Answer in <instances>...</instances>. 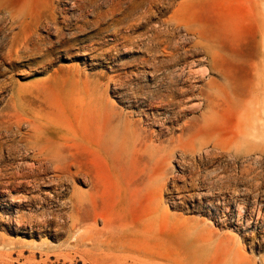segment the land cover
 <instances>
[{"label": "rangeland", "instance_id": "obj_1", "mask_svg": "<svg viewBox=\"0 0 264 264\" xmlns=\"http://www.w3.org/2000/svg\"><path fill=\"white\" fill-rule=\"evenodd\" d=\"M158 199L163 252L113 264H264V0H0V264H83L54 253L73 201L134 230Z\"/></svg>", "mask_w": 264, "mask_h": 264}, {"label": "bare ground", "instance_id": "obj_2", "mask_svg": "<svg viewBox=\"0 0 264 264\" xmlns=\"http://www.w3.org/2000/svg\"><path fill=\"white\" fill-rule=\"evenodd\" d=\"M30 36L31 34L24 35V38H23L24 44H27V42L30 39ZM181 93L183 92L181 91ZM199 94L202 98V101L201 100H200L201 102L198 101L199 102L198 106H202L203 104H205L206 106L209 107V106H212L214 103H217V100L220 97L221 93H219V91H200ZM188 98L189 97H187V99ZM155 101H159V99ZM174 102L175 101L173 100V98H168L166 103L174 104ZM182 107L184 108V106ZM20 118H23L24 120H26L30 124L33 134L37 135V141L32 142L31 147L37 150L36 153L38 154V156L41 155L44 158H51V159H54V161H59L60 159H63L66 156L64 152L60 150L59 145L61 144H59V142H60L61 135L58 132V130L47 129L45 126H41L39 123H37V121L34 118H30V119L29 118L26 119L24 117H20ZM17 127L19 128V126ZM122 135L124 136L121 137L120 141H125L126 140L125 133H123ZM120 141L119 142L117 141L114 143L120 145L121 144ZM64 147L68 150L66 145H64ZM10 148L12 147L10 146ZM67 152H69V150L66 151V154ZM68 154L70 155V153ZM244 164H247V163H244ZM67 165H68V162H67ZM56 167H58V165ZM66 168L64 167L61 168V172L64 169H65L64 170L65 172L66 171L68 172V169ZM248 168L245 169V172H247L246 170H248ZM78 201L81 202L80 203L81 205L83 204L81 200H78ZM76 204L77 202L74 203L73 201V207H72L71 213L69 214V217L71 220L70 222L71 235L67 239V242L62 244L63 247H58L57 251H54V253H59L63 257H72V253H73L75 256H79L81 258V260L83 261V264H86V263L113 264L114 258L119 260L122 257L123 253H129L134 248L133 247L134 243L131 240H129V237H131L132 235L138 236L140 237L142 241H145L144 243L147 244L145 245V247L148 246L149 240L152 241L151 248L146 250L148 252H145V253H157L160 255V253L163 252V249L161 247L162 246L161 245V240H162L161 226H163L164 223L168 222L169 216L163 214L159 199L156 200L155 204L151 208V211L149 213V216L146 222L142 226H139L138 228L134 230L133 229L128 230V228L124 227V223L122 221L117 222L115 219L112 220V219H108L104 217H101L102 219L101 227H97L94 221L84 222V219H82L81 216L79 215V210H78L79 207ZM81 227H82V230H81ZM119 229L121 230L122 233L119 232ZM69 239H72V242ZM5 245L10 246L12 245V243H10L9 241L7 242L0 241V246H5ZM140 248L142 247L140 246ZM34 249H36L35 246H34ZM34 249H31L29 251L30 254L27 256L23 255V251H24L23 249H19L17 251L18 257H16V259L24 258L25 261H31L32 259H34L35 253H45L46 259H48L49 257L48 253H50L48 252V250H41V248L37 250H34ZM142 250H145V249L143 248ZM9 257H10V254H9ZM0 262L1 263L5 262L1 253H0ZM11 262L12 261L9 260L8 263H11ZM138 264H160V263L151 262L149 259H141Z\"/></svg>", "mask_w": 264, "mask_h": 264}]
</instances>
